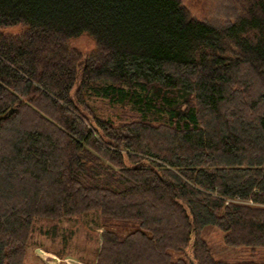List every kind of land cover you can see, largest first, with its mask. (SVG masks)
<instances>
[{
	"label": "trees",
	"instance_id": "trees-1",
	"mask_svg": "<svg viewBox=\"0 0 264 264\" xmlns=\"http://www.w3.org/2000/svg\"><path fill=\"white\" fill-rule=\"evenodd\" d=\"M234 1L213 27L180 0H0V264L90 210L122 230L92 264H229L206 226L264 246V0Z\"/></svg>",
	"mask_w": 264,
	"mask_h": 264
},
{
	"label": "rangeland",
	"instance_id": "rangeland-1",
	"mask_svg": "<svg viewBox=\"0 0 264 264\" xmlns=\"http://www.w3.org/2000/svg\"><path fill=\"white\" fill-rule=\"evenodd\" d=\"M180 1L191 16L213 27L228 26L238 16L234 0ZM69 43L82 52H87L94 46L93 40L87 35L70 39ZM91 103L101 107L100 110L105 114L116 112L105 102L94 100ZM108 228L122 232L118 225L103 217L98 210L69 218H35L26 246L24 264H92L101 244L100 233ZM199 235L205 240L215 259L229 264L264 263V246H227L223 242V232L213 226L204 227Z\"/></svg>",
	"mask_w": 264,
	"mask_h": 264
}]
</instances>
